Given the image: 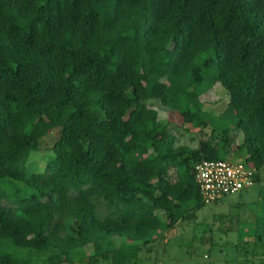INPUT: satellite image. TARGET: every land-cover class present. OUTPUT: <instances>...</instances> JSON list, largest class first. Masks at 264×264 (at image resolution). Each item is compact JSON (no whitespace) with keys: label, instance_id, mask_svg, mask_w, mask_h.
<instances>
[{"label":"trees","instance_id":"obj_1","mask_svg":"<svg viewBox=\"0 0 264 264\" xmlns=\"http://www.w3.org/2000/svg\"><path fill=\"white\" fill-rule=\"evenodd\" d=\"M215 84L228 100L211 115ZM151 99L220 139L174 145ZM231 125L257 182L264 0H0V264H136L204 205L192 166L228 159Z\"/></svg>","mask_w":264,"mask_h":264},{"label":"rangeland","instance_id":"obj_2","mask_svg":"<svg viewBox=\"0 0 264 264\" xmlns=\"http://www.w3.org/2000/svg\"><path fill=\"white\" fill-rule=\"evenodd\" d=\"M202 110L211 115L222 113L228 96L217 84L199 96ZM147 104L157 111L158 121L174 137V145H185L195 150L200 142L208 141L215 146L220 139L218 129L195 130L179 125L176 115L156 99ZM230 126L229 142L225 145L226 157L241 161V133ZM59 127L52 128L41 138L36 152H30L26 163L27 172L43 170L52 157V145L59 136ZM233 129V130H232ZM173 179L174 172H168ZM258 181L234 195H228L215 203L203 205L191 220L179 221L154 243L151 252H144L136 264H264V162L257 171ZM158 216L165 220L163 213ZM119 242V239H117ZM85 251L90 255L88 247ZM76 260L75 254L71 257ZM76 262V261H75ZM82 262L79 264H91ZM40 264V262L38 263ZM97 264H110L108 260Z\"/></svg>","mask_w":264,"mask_h":264},{"label":"built area","instance_id":"obj_3","mask_svg":"<svg viewBox=\"0 0 264 264\" xmlns=\"http://www.w3.org/2000/svg\"><path fill=\"white\" fill-rule=\"evenodd\" d=\"M192 176L204 205L234 195L254 183L251 168L243 161L229 158L200 159L192 166Z\"/></svg>","mask_w":264,"mask_h":264},{"label":"crops","instance_id":"obj_4","mask_svg":"<svg viewBox=\"0 0 264 264\" xmlns=\"http://www.w3.org/2000/svg\"><path fill=\"white\" fill-rule=\"evenodd\" d=\"M217 202V201H216Z\"/></svg>","mask_w":264,"mask_h":264}]
</instances>
